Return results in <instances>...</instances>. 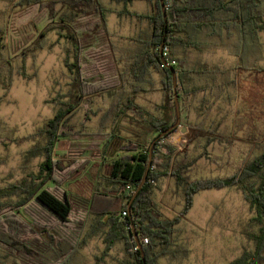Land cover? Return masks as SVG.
<instances>
[{"label": "trees", "instance_id": "trees-1", "mask_svg": "<svg viewBox=\"0 0 264 264\" xmlns=\"http://www.w3.org/2000/svg\"><path fill=\"white\" fill-rule=\"evenodd\" d=\"M110 1L123 2L127 6L135 0ZM144 1L152 7L149 15L130 13L127 9L120 12V15L147 20L149 31L134 39L137 47L129 56L127 71L121 73L122 78L126 75V84L121 86L125 90L124 96L116 103L115 127L105 147L108 148V144L115 140H124L128 146L121 151L128 154L118 156L99 177L86 212V217L92 221L96 219L98 226H107L103 256H109L108 251L118 242L124 245V258L117 260L118 264H160L161 258H184L190 250L177 244V227L192 208L195 196L204 190L235 188L256 211L253 222L258 233L250 235L255 245L252 253L245 252L229 264H263L264 137L255 145L256 152L245 158L233 174L208 178L195 176L201 159L211 161L222 158L211 156L208 151L217 138H222V134L217 132L221 123L216 127H205V124L209 121L208 112L223 95L224 89L231 85V80L229 74L216 65L200 63L199 59L191 61L188 52L224 46L226 40L234 37L236 72L257 68L264 73V67L258 66L259 61H264V43L261 42V35L264 34V0H165L167 27L160 0ZM58 5L60 8L57 9ZM18 6L46 11L47 24L43 25L44 28L39 29L41 21L34 23L39 33L34 44L39 50L44 48L45 32L58 29L61 31L60 36L73 44L76 52L75 61L66 63L74 75L70 97L57 102L56 115L41 130L45 161L40 165V171L24 178L22 182L0 188V264H5L7 260L13 264H69L71 254L61 249L67 234L37 221L21 229L20 225H16L17 222L20 224L19 221H12L8 215L2 214L7 210L25 213L29 206L37 204L56 220L64 232H67L65 228L72 226L73 206L67 192L56 185L64 186L75 178L81 165L66 169L61 161L53 160L52 151L59 139L58 130L83 100L85 85L81 81L83 61H80V53L94 46L93 36L99 33L101 27L107 26V15L111 11L103 5V0H19ZM92 14L99 18L101 24L95 25L96 32L91 29L86 34L83 27L79 26L78 18ZM164 61L175 69L180 124L195 133L190 143L193 149H186L182 153L177 146L169 144L168 139L173 132L159 139L153 147L147 183L128 213V204L147 169L151 144L176 123L173 74L165 67ZM4 64L8 62L1 58L0 66ZM153 75L160 76L162 102L148 109L138 104L136 98L139 93L147 92L154 86L156 81ZM89 88L100 92L96 85L90 84ZM201 94L205 97L199 102L200 105H196ZM194 110L204 118L192 120L191 113ZM123 122L128 126L123 125ZM120 131L128 133L129 139L122 138ZM15 140L13 131L0 125V142L14 143ZM168 177L175 182L173 194L180 196L183 202L182 210L171 219L161 215L156 197L162 181ZM49 183L54 187L47 188ZM123 212L128 213L126 217H123ZM106 216L109 217L105 223L103 219ZM132 224L136 227L143 251L136 244ZM146 238L148 244H144Z\"/></svg>", "mask_w": 264, "mask_h": 264}, {"label": "rangeland", "instance_id": "rangeland-1", "mask_svg": "<svg viewBox=\"0 0 264 264\" xmlns=\"http://www.w3.org/2000/svg\"><path fill=\"white\" fill-rule=\"evenodd\" d=\"M18 1L0 0V60L4 58L8 62L0 66V125L13 131L16 139L14 143L0 142V188L22 182L40 171L45 161L41 130L56 115L57 102L69 99L74 78L66 65L75 61L73 44L60 36V30H49L43 37L44 48L39 50L34 44L39 35L34 23L41 21L39 29L42 30L47 24L46 11L22 9ZM103 5L111 11L107 15V26L94 34V46L83 50L79 56L83 61V100L58 130L59 139L52 151L53 160L61 161L66 169L81 165L75 178L64 186L56 185L68 194L73 206V224L64 232L37 204L29 206L25 213L7 210L2 214L19 221L16 225L21 229L37 221L67 234L61 249L71 254L69 264H118L117 260L124 258V245L118 242L108 251L109 256H103L107 226H98L96 219L92 221L86 217V212L99 177L118 158L117 153L128 146L124 140H115L105 149L115 127L116 103L124 96L121 86L126 84V75L122 78L121 73L127 71L129 56L137 47L134 39L149 31L147 20L120 15V12L127 9L130 13L149 15L152 7L144 0H135L127 6L123 2L103 0ZM78 21L86 34L91 29L96 32L95 25L100 23L94 14L81 15ZM261 42L264 43V34ZM233 43L234 37H231L224 46L188 52L191 61L199 59L200 63L216 65L228 73L231 80V85L224 89L206 115L209 121L204 125L216 127L221 123L217 132L222 138H217L208 151L211 156L222 158L201 159L195 171L198 178L233 174L245 158L256 152L255 145L264 137V73L257 68L236 72ZM258 66L263 68L264 61H259ZM153 77L154 86L136 98L138 104L148 109L162 102L160 76ZM90 84L96 85L100 92L89 88ZM204 97V94L199 95L196 105H200ZM199 118L202 120L204 116L192 111L191 119ZM123 125L128 124L123 122ZM119 135L128 136V133L120 131ZM194 137L193 131L180 124L168 143L176 145L183 153L193 149L190 143ZM46 187L54 185L49 183ZM169 197L167 193L161 194L157 200L161 215L171 219L182 210L183 202L175 194ZM108 217L103 219L105 223ZM255 217L256 211L235 188L201 191L177 227V244L188 248L190 253L178 260L161 258L160 264H229L245 252L252 253L255 245L250 235L258 233L253 222ZM4 263L13 264L9 260Z\"/></svg>", "mask_w": 264, "mask_h": 264}, {"label": "water", "instance_id": "water-1", "mask_svg": "<svg viewBox=\"0 0 264 264\" xmlns=\"http://www.w3.org/2000/svg\"><path fill=\"white\" fill-rule=\"evenodd\" d=\"M160 5H161V8H162V12H163L164 20H165V25L167 27V24H168V22H167V11H166V8H165L164 0H160ZM162 48H163V45H162ZM164 64H165V67H167L171 71V73L173 74V90H174V100H175V110H176V123H175V125L172 128H170L169 130H167L166 132H164L163 134L158 136L153 141V143L151 144L150 152H149V162H148V165H147V169L145 171V174H144L142 182L140 183V185L137 188V190L134 192V194L132 196V199L130 200V202L128 204V207H127L128 208V213H130V211H131L132 203L137 198V196L140 193V191L142 190L143 186L147 183L149 172H150V168H151V164H152V160H153V147H154L155 143L159 139H161L164 136H166L167 134H169L170 132H173L174 129L177 128V126H179L180 122H181V112H180V106H179V100H178V94H177V85H178V83H177V76H176V73H175V69L173 67H171L166 61H164ZM131 228H132V233H133V236H134V239L136 241V244H137L138 248L141 251H143L142 250V245H141L140 240L138 238V234H137L135 225L132 224ZM142 257H143V260H144V263H145V259H144L145 256H144L143 252H142Z\"/></svg>", "mask_w": 264, "mask_h": 264}, {"label": "crops", "instance_id": "crops-1", "mask_svg": "<svg viewBox=\"0 0 264 264\" xmlns=\"http://www.w3.org/2000/svg\"><path fill=\"white\" fill-rule=\"evenodd\" d=\"M125 126H128V125H125ZM129 139L130 135L128 134L127 135H122V138H126ZM122 150V149H121ZM119 151V153H117V156H121V155H126L128 154L127 152H124V151ZM164 186L168 187V188H164ZM174 188H175V182L174 180L171 178V177H168L166 179H164L161 183V186H160V189L156 192V197H158L159 195H166V193L170 196L169 199H171V195H173V191H174Z\"/></svg>", "mask_w": 264, "mask_h": 264}, {"label": "built area", "instance_id": "built-area-1", "mask_svg": "<svg viewBox=\"0 0 264 264\" xmlns=\"http://www.w3.org/2000/svg\"><path fill=\"white\" fill-rule=\"evenodd\" d=\"M175 146H176V145H175ZM127 214H128L127 212H123V213H122L123 217H126ZM148 243H149L148 238L144 239V244H148Z\"/></svg>", "mask_w": 264, "mask_h": 264}]
</instances>
